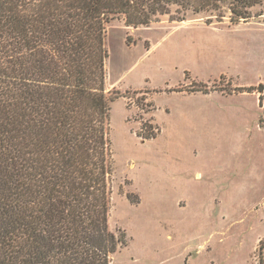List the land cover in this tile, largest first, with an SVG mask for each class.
<instances>
[{"label": "rangeland", "instance_id": "1", "mask_svg": "<svg viewBox=\"0 0 264 264\" xmlns=\"http://www.w3.org/2000/svg\"><path fill=\"white\" fill-rule=\"evenodd\" d=\"M230 1L108 27L112 264H264V2Z\"/></svg>", "mask_w": 264, "mask_h": 264}, {"label": "trees", "instance_id": "2", "mask_svg": "<svg viewBox=\"0 0 264 264\" xmlns=\"http://www.w3.org/2000/svg\"><path fill=\"white\" fill-rule=\"evenodd\" d=\"M263 2L228 8L240 21ZM218 4L0 0V264H112L126 242L109 227L108 27Z\"/></svg>", "mask_w": 264, "mask_h": 264}]
</instances>
